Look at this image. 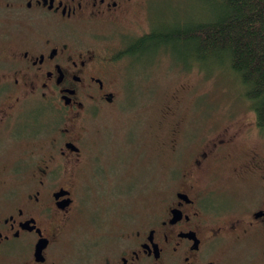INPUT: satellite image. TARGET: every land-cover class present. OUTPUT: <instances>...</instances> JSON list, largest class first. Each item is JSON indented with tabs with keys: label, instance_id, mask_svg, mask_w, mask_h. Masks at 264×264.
<instances>
[{
	"label": "flooded vegetation",
	"instance_id": "af4514ba",
	"mask_svg": "<svg viewBox=\"0 0 264 264\" xmlns=\"http://www.w3.org/2000/svg\"><path fill=\"white\" fill-rule=\"evenodd\" d=\"M127 1L0 0L10 26L0 33V136L24 146L0 172V264H224L225 249L238 244L247 264H264V145L231 151L232 126L198 150L169 198L142 217L119 220L88 246L65 240L80 209L79 143L91 115L117 98L113 60L82 46L75 30L111 21ZM229 159L234 204L205 206L213 169Z\"/></svg>",
	"mask_w": 264,
	"mask_h": 264
},
{
	"label": "rangeland",
	"instance_id": "374dc122",
	"mask_svg": "<svg viewBox=\"0 0 264 264\" xmlns=\"http://www.w3.org/2000/svg\"><path fill=\"white\" fill-rule=\"evenodd\" d=\"M196 9L201 10L195 0H128L111 21L76 27L82 46L94 47L113 60L117 98L91 115L79 143L81 170L75 193L80 209L65 237L71 245L88 246L100 233L108 236L119 220L142 217L169 198L185 166L224 128L232 126L230 132L237 133L231 151L264 145V130L255 132L253 111L229 72L205 74L168 47L165 55L154 48L133 57L122 54L130 39L160 21L184 19ZM3 14L0 33L10 27ZM21 142L0 136V172L24 149ZM234 162L229 159L213 169L207 183L210 192H205L212 201L204 200L205 206L212 203L222 209L234 204ZM240 246L225 249L224 264L248 263L249 251Z\"/></svg>",
	"mask_w": 264,
	"mask_h": 264
},
{
	"label": "trees",
	"instance_id": "16d2710c",
	"mask_svg": "<svg viewBox=\"0 0 264 264\" xmlns=\"http://www.w3.org/2000/svg\"><path fill=\"white\" fill-rule=\"evenodd\" d=\"M195 1L201 10L160 21L130 39L122 54L133 57L154 48L165 55L168 47L205 74L229 72L253 111L255 126L264 130V0Z\"/></svg>",
	"mask_w": 264,
	"mask_h": 264
}]
</instances>
